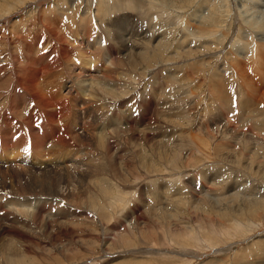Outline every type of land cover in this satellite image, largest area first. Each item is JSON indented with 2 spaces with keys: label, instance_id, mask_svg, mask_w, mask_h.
Here are the masks:
<instances>
[{
  "label": "rangeland",
  "instance_id": "obj_1",
  "mask_svg": "<svg viewBox=\"0 0 264 264\" xmlns=\"http://www.w3.org/2000/svg\"><path fill=\"white\" fill-rule=\"evenodd\" d=\"M74 1L0 0V139L7 135L9 150L22 153L29 141L32 150L27 123L31 121L40 134L52 127L47 112L36 106L23 87V68L30 60H40L46 75L53 73L47 82L51 88H45L48 98L55 100L54 106L73 103L74 88L64 86L72 85L75 75L69 71L79 72L81 60L77 42L70 44L79 28L84 32L87 26L92 27L90 43L105 32L104 45L122 52L111 65L114 78L107 80L130 88L134 96L133 104L128 96L122 107L99 110L103 114L98 109L93 112L94 120L102 123L112 114L125 116L119 119L124 124L120 135L111 140L112 147L104 149L118 155L116 169L111 168L113 157L108 159V153L94 152V157L98 156L91 160L96 169L105 164V174L84 183V199L76 198L74 191L67 203L63 200L53 208L55 213L58 206L66 205L78 215H73L67 226H52V233L32 231L33 242L0 240V264H264V190L260 189L264 188V0H101L102 11L98 12L99 0H81L85 2L79 8L78 0ZM85 5L94 10L92 14L102 24L90 19L92 26L88 25L91 15L84 13ZM42 11L45 24L41 22ZM123 20L131 23L121 49L111 28ZM50 25L63 36H52ZM102 26L111 32L105 28L103 32ZM84 36L88 39V32ZM132 42L136 54L150 51L161 55L158 64L152 68L140 64L138 70L129 71L125 62L132 61V45L128 44ZM63 49L72 64L62 61ZM103 51L98 55L101 60L107 50ZM205 57L207 60H202ZM120 61L126 66L120 68ZM66 65L74 66L68 70ZM115 72L127 77L118 78ZM137 77L140 81L134 83ZM93 91L90 88L88 92ZM59 93L65 102L61 98L56 101ZM87 102L84 97L88 106ZM151 103L158 106L156 113L149 112L147 120L140 122ZM18 107L20 112H15ZM105 109L112 111L108 115ZM122 109L129 110L130 117L122 114ZM70 115L55 118L53 126L59 133L55 135L56 145L59 138L70 140L66 129ZM128 118L134 119L129 130ZM3 128L6 134H1ZM73 143L69 144L74 150L69 144L65 148L84 161L88 159ZM51 150L60 153L56 146ZM71 174L75 188L79 182L76 174ZM62 177L58 176V181ZM60 182L57 186H64ZM97 182L100 185L96 188ZM184 212L187 214L183 216ZM6 213L0 210V217Z\"/></svg>",
  "mask_w": 264,
  "mask_h": 264
},
{
  "label": "bare ground",
  "instance_id": "obj_2",
  "mask_svg": "<svg viewBox=\"0 0 264 264\" xmlns=\"http://www.w3.org/2000/svg\"><path fill=\"white\" fill-rule=\"evenodd\" d=\"M84 2H82L81 0H78L77 7L79 5H82V3H84ZM101 2H102L101 0L98 1V5H97L96 12L102 11L100 9L102 7V5H101L102 3ZM137 2L140 3L141 0H138ZM104 3L105 2H103V4ZM137 5H139V4H137ZM141 5H142V3H141ZM91 7H92V5H91ZM91 7L89 8L87 5H85V7L83 8L84 13L86 12V13H88V14L91 15V18H89L88 20L86 19L88 21V25H89V20L90 19L91 20H93V19L96 20V17L94 16V14H92L94 10ZM40 15H41V20H42L41 22L43 24H45L43 22V19H42L43 18V15L45 16L44 11H42V13ZM82 18L85 19V15H82V17H80V19L83 21ZM44 20L46 21V18ZM101 21H102L101 19H99L98 21L96 20V22H99L100 24H102ZM118 21H120V20L118 19ZM83 22L85 23V21H83ZM129 22H130L129 20L127 22H124V20L122 22H115L116 28H113L114 27V25H113V27L111 28L112 30L111 29H107V28H105V27L102 26V28H103L102 31L104 30V28L107 29L108 31L111 30L112 33H114L116 35V39L118 38V42L120 43V45H122V48L121 49H123L124 44L127 41V36H128L127 29L129 27ZM125 23H127V24L125 25ZM51 26L52 25H50V27H48V29H49V32L51 33L52 36H59V37H62L63 36V35H60V32H58V31L56 32V30H57L56 28L53 29V27L51 28ZM89 26H92V24L89 25ZM98 26H99V24H98ZM91 28L92 27H88L87 26L86 27V31H84V32H88V34H89V38L88 39L85 38L83 30L80 31V28H79V30H77L78 33L76 35V39L73 40L74 43H71L70 44V45H72V44L74 45L77 42V45L76 44L75 45H76L77 53L79 54V58L81 60V63L79 64L80 65L79 72L78 71L77 72H74V71L72 72V70H70V68L72 66H74L75 64L74 65H66V68H69L68 70L71 71V72L69 71V73L70 74L72 73V75L73 74L75 75V80L72 81V85L70 87H68V85L66 83L65 86H64L66 89L74 88V90L71 93L72 95L74 94L73 97H72L73 103L71 105H69L68 103H65V106L63 105V107L62 106L60 107V105H61L60 101L61 100L64 101V99L62 98L63 96L60 97V93H59V98L56 99V101L57 100H60V98H61V100L59 101L60 104H57L56 106H59L61 109L58 110V108H57V110H56V108H55L56 106H54L55 100L53 102L52 101L53 99L51 100L50 98H48V95L46 94V88H51V85L50 84H47V82L52 77L53 73H50V74L46 75L45 74V70L43 68V63L38 62L40 60H38V61L37 60H30V61L27 62V64L23 68L24 69V75H25V78H26L25 82L23 83V87H24V89H25L26 92L31 93L30 95L33 96V100L36 102V106L39 107V108H41V110L43 108V110H45L47 112V115H48V117H47L48 120L47 121H48V123L52 127L49 129L48 132L43 133V134L42 133L40 134L36 130V128L32 126V122L31 121L29 122V119H27L28 122H29V123H27L29 125L28 135H29V137H30V139L32 141V150H31V142L30 141L27 142L28 140H26L27 144L24 146V149H23V152L22 153L19 152V151L15 153L14 152V149L10 151L9 150V144H10L9 138L6 137L7 135L6 136H1L2 139H0V140H2V142L0 141V143H1V148L0 149H2V150L0 151V210H7V213H6V215L4 214V216L0 217V240H4V238L5 239L8 238V240L15 241V242H16V240L17 241H23V242H29V241H32L33 242V240H32L31 237L34 235V233L32 231H38V229H39L40 230V234L41 233L44 234L47 231L49 233L51 231V227L54 226L55 224L58 225L60 228L61 227H64V226H67V224H68L67 221L69 219H71V217L73 215H75V214L78 215V213H76L74 211L71 213V209H69V206H66V205H63V206L61 205L62 207L61 206H58V208L56 209L55 213H53V208H55L63 200H65V202L67 203V201H68V195H70L69 193H73L74 191H76V193H77V194H75L76 198L81 199L83 197L82 196V193H83V188H84L83 185H84V183L88 179L89 180L90 179H93V177H94V181H96V178L103 176L102 173L105 174V172H102V171H105V169L103 168L105 166V164H104V166L102 165L103 167L101 165H100L101 167L98 165L99 166L98 167L99 170L97 171L98 168L96 169V166L94 165V163L92 161L93 158H95L99 154L103 155V154H107L108 153L107 154L108 155V159H109V157H113L112 160H111V163H110L111 164V168H113L114 170L116 169V164H115L114 161L117 160L118 155H115V153L113 154L110 151L106 152L104 149H107V147L108 148L109 147H112L111 140L112 139L114 140L117 136L120 135L121 130H122V125H124V124H120L121 121H119V119H121V118H123L125 116L124 115L121 116L119 114H117V115H114V114L109 115L108 114L109 111H112V110L109 109V111H108V109H105L107 111V114L109 116L106 117V123H102V122H96L94 120V115H96L95 114L96 112L95 113H93V112L95 110H97V109H98L97 111L104 110L103 108H106V107H108V108L109 107L115 108V107H118L119 105L122 107V105H124L127 102V97L128 96L131 97V103L130 104H133L134 103V96H132L133 94H130V91H131L130 88H127L126 89L124 87H120V83L117 82L116 80H114L113 83L110 82L109 80H107V79H110L109 77H113L114 78V76L112 75L113 69H112L111 65H114L115 64V62L117 60L115 57L118 56V54H121L122 52L120 50H118L117 48L115 49V48L110 47L108 45L107 46L104 45L105 40L102 37L104 35V33H105L104 31H103L104 32L103 35H101V36L98 35L97 36V38L94 41V43H90V41H92V37H91L92 30H91ZM112 33H111V35H113ZM80 36H81V41L80 42H85L86 43L85 45H82L83 43H80L79 42ZM90 38H91V40H89ZM260 40H262V38ZM100 41H102V42H100ZM129 42H131V41H129ZM66 43L67 42H65V44ZM134 43L133 42L131 44L128 43L129 45H132L130 47V49H131V51H130L131 52V56L130 57H132V61L130 63L125 62L126 64L130 65V66H127V68L129 67V71H130V69H133V71H134V68L135 69L137 68V70H138L137 65H140V64L146 66L147 68L150 67V66H151L150 68H152L153 67L152 65H155V63L157 61H160L161 55H158V54H150V51H147V52H145V51L144 52H139L138 51L139 54H136L137 52L134 51ZM116 44H118V43H116ZM128 44H127V46H128ZM98 45H100V48L98 47ZM137 47H139V46H137ZM148 47L146 49L149 50ZM69 48H71V47H69ZM74 49H75V47L73 48V50ZM103 50H107V52L104 53V55H103V59L104 60H101L99 58H101L102 56L99 57L98 55H101L102 52H104ZM60 53H61V59H62L63 62L65 61L67 64H72L71 63L72 62L71 61V58L69 56V53H67L65 50H64V52H60ZM90 53H92V54H90ZM151 53H152V51H151ZM120 57H122V56H120ZM211 59H213V56L211 57ZM211 59H209L208 61L211 62L212 61ZM224 59H226L225 61H228L227 58H226V56H225ZM67 60H70L71 62H68ZM202 60H207V59L205 57V58H202ZM74 61H75V59H74ZM98 63L101 64V65L99 66ZM119 63H120V65L118 64V66L120 68H123L122 67L123 65L126 66L121 61ZM156 64H158V63H156ZM118 66L116 67V69L118 68ZM156 70H158V69H156ZM75 71H76V68H75ZM127 71H128V69L126 70V72ZM116 72H118V71L116 70ZM116 72L114 74H117L116 76H118V78L120 76H122V75H123V77L125 76L124 75L125 73L124 74L121 73L122 75L119 76V74L116 73ZM69 73H68V76L70 77L71 75ZM129 73H131V75L134 74V72L133 73L132 72H129ZM97 74H99V75H97ZM55 76L56 75H54V77ZM126 77L127 76H125L124 78H126ZM141 77H143V76H141ZM71 79H72V77H71ZM136 79H137V81H135L134 83L140 81V80L138 81V77ZM132 81L133 80H132V77H131V79H130V83L131 84H132ZM96 83H98V84H96ZM122 84H124V83H122ZM60 85H62V84H60ZM90 88L93 89V90H95V91H93V93H90L91 90H90V92H88ZM132 93H134V92H132ZM84 97L88 100V102H87L88 103V106L84 103ZM156 107H158V106H156L154 103H151V104L147 105L146 112H145V114H144V116H143V118L141 119L140 122H143L145 119L147 120L146 116H147V114L149 112L152 113V115H153V113L155 114L156 111H154V110L156 109ZM130 109L131 108H129V110ZM129 110H127V112H126V109L125 110L122 109V112H123L122 114H126V117L127 116L130 117L131 112ZM14 111L15 112H20V108L18 107L16 109H14ZM54 111H57V112H54ZM69 112L72 113V115H70V119H69L68 124L66 125V129L71 133V137L68 138L70 140L64 141L63 139L59 138L58 141L60 143L56 145L54 143L55 135L56 134H59V133H58L57 128L55 126H53L55 124V118L58 115H59L58 118L60 116L61 117H65ZM99 112L102 113L101 111H99ZM98 115H99V113H98ZM104 115H105V113H104ZM104 115H102V116H104ZM152 118H154V117H152ZM159 119H160V117H159ZM133 120H131L129 118L127 119V124H126L127 129L128 128L131 129L133 127V123H134ZM164 121H165V119H164ZM77 127H79L78 129H82V131H79L78 132ZM61 128L65 131V128L63 126H61ZM3 130H4V128H3ZM107 133L108 134H111V137H109V135H107ZM1 134H6V130L2 131ZM147 135H145V136H147ZM18 140H20L21 142H23V138H19ZM192 140L190 141V144L193 143ZM70 141H74L73 145L75 146V148L77 147L80 150V154H81V152H84L83 154L86 156V158L87 157H89V158L84 161V159H82L83 157H81V158L79 157L78 158L77 153H76V156H74L72 154L74 151L71 152L70 151L71 149L69 150L68 149V146H67V148H65L66 145H68L70 143ZM55 146H56V149L58 151H60L59 154H57L53 150H51ZM70 146L71 145L69 144V147ZM47 147H50V149H48ZM71 147L73 149V146H71ZM63 148H64V150L62 151ZM89 148H91V149H89ZM104 151H105V153H104ZM116 151L117 150H115V152ZM152 151H153V149H152ZM76 152H78V151H76ZM94 152H96L98 154L95 157H94V155L96 153H94ZM110 153H112V154L110 155ZM5 154H6V156H5ZM23 154H28L29 156L26 157V158H24L23 157ZM78 154H79V152H78ZM10 155H12V157H10ZM81 156H82V154H81ZM49 157L52 160L51 162H47V161L50 160V159L47 160V158H49ZM9 163L12 164L11 167H7V164H9ZM157 165H159V164H157ZM72 172H74L76 174L75 178H77L78 179V182H79L77 184V186H75V188L72 187V183H71V180H70V176L72 175L71 174ZM58 176H60V177L63 176L64 179L62 177V180H60L61 181L60 182L57 179ZM80 176H81V178H80ZM77 179H73L72 178V181L75 182V181H77ZM101 179H103V178H100V180ZM100 180H99V182H100ZM109 180L110 179H108V182H109ZM94 181H93L92 185L95 183ZM97 181H98V179H97ZM58 182H60L64 186H61V187L59 186L58 187L57 186ZM99 182H97L98 183L97 186L94 185L96 188L100 185ZM102 182H103V180H102ZM88 184H89V181H88ZM95 187H94V189H96ZM103 187H105V186H103ZM106 188H107V186H106ZM260 189L264 190V188H262V186H260ZM97 190L95 191V193L97 192ZM106 190H104V188L102 189V191H104L105 193H106ZM90 191L91 190H89L88 193ZM100 191H101V189H100ZM99 193H97V194H99ZM104 197H106V196H104ZM73 198L75 199V197H73ZM84 198L85 197H83V199ZM87 199H90V197L87 198ZM100 199H101V197H100ZM105 200H107V199H105ZM258 205L259 206H262V204L261 205L258 204ZM84 212L85 211H82L81 212V215H84L85 214ZM186 212H184L183 216L185 215ZM232 212H233V210H232ZM100 216L102 217L103 215H100ZM168 218H169V216L167 217V219ZM162 221H164V220H162ZM165 221H166V219H165ZM31 228L33 230H31ZM51 233H52V231H51ZM45 236H48V235H45ZM55 237L56 236H54V239H56ZM116 237L114 239H116ZM118 240H116V241H118ZM2 246L3 245H1V247ZM17 247L18 246H16V249H17ZM2 249H6V248H2ZM3 252H5V251H3ZM14 258H12V260L10 262H12ZM9 264H11V263H9ZM12 264H13V262H12Z\"/></svg>",
  "mask_w": 264,
  "mask_h": 264
}]
</instances>
